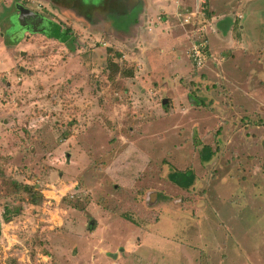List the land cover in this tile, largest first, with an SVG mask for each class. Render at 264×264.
<instances>
[{
  "label": "rangeland",
  "instance_id": "rangeland-1",
  "mask_svg": "<svg viewBox=\"0 0 264 264\" xmlns=\"http://www.w3.org/2000/svg\"><path fill=\"white\" fill-rule=\"evenodd\" d=\"M46 1L0 0V264H264V0H171L183 50L160 0Z\"/></svg>",
  "mask_w": 264,
  "mask_h": 264
},
{
  "label": "trees",
  "instance_id": "trees-1",
  "mask_svg": "<svg viewBox=\"0 0 264 264\" xmlns=\"http://www.w3.org/2000/svg\"><path fill=\"white\" fill-rule=\"evenodd\" d=\"M68 6L71 7V5ZM91 9L92 10H89V8L85 9L86 11L85 14L88 20H92V13H94L95 10L101 11L103 13V10L101 8L93 7ZM207 17L208 18L211 17L209 12L207 13ZM109 51L112 52V50ZM116 56L118 58H122V55L120 54L116 53ZM105 68L107 69L106 71L109 72L107 76L109 82L114 85H116L115 84L117 82L116 78L119 73H121L120 75L123 77H133L134 75V65L133 66L127 65V67L123 68L122 66L119 65L118 62H115L114 60L107 61V65L105 66ZM119 88L125 91L122 85L119 86L116 85V89L120 90ZM0 174H2V172H0ZM8 183L9 185L7 189L9 191V196L12 197L13 200L17 201L20 199L19 196H21L23 199L28 197L27 201L32 205L39 206L43 203L44 196L40 192V190H38L37 184L26 183V182L18 181L16 179H9ZM15 212L17 211L6 207V210L4 212V219L6 221H9L14 216ZM1 235H2V228L0 225V236Z\"/></svg>",
  "mask_w": 264,
  "mask_h": 264
},
{
  "label": "crops",
  "instance_id": "crops-1",
  "mask_svg": "<svg viewBox=\"0 0 264 264\" xmlns=\"http://www.w3.org/2000/svg\"><path fill=\"white\" fill-rule=\"evenodd\" d=\"M123 1V3L125 2V4H124V6H126V3L127 2H129V1H131V0H122ZM190 1L191 0H182V2H183V6L184 7H186V6H188L189 5V7L188 8H190ZM198 1V0H197ZM144 2V1H143ZM206 2H207V4H208V7H209V13H210V15H211V20L213 19V18H215V17H213V9L211 8V6H210V3H209V1L208 0H206ZM157 3H159V7L158 8H156L155 9V11H153L154 13H156V12H158V13H162V14H164V16H163V19H164V25H167V26H169V27H173L172 29V32L170 31V32H166V33H164V35H173L172 37H173V41H174V44H175V46H177L178 48H182L183 47V45H184V43H185V38L184 37H186L187 38V40L189 39V33L186 31V27H187V22H184L185 21V18H184V20H183V22H182V19L180 18V17H178V15H177V8H178V6L177 7H175V8H173V2L171 1V0H164L163 2H162V0H160V1H158ZM144 6H145V8H146V5H145V3H144ZM163 10V11H162ZM145 15V13L144 12H142L141 11V15L140 16H144ZM185 17L187 16V15H184ZM142 17H141V19H142ZM176 19H178L179 21H177ZM238 19H243V15L241 14V17L240 16H238ZM215 21H217L216 19H214ZM152 21H151V18H148V21H147V24H149V23H151ZM212 22H213V20H212ZM216 25H217V28L219 29V28H221L220 29V31L221 30H224L223 29V27L225 26V25H223V24H221L220 22H214ZM218 23H220V26H219V24ZM236 23H238V20H236ZM235 23V24H236ZM139 24V18H137V25ZM189 24V23H188ZM195 24V22H193V25ZM239 26L240 25V23H238V24H236L235 26ZM240 27V26H239ZM149 28V27H148ZM180 28H182L183 29V31H184V33H180L179 31H180ZM196 31V30H195ZM194 30H191L190 32L193 34L194 32H195ZM199 34V33H198ZM164 46L165 45H168V46H165V47H167V48H162L161 49V51L163 52V53H165L166 51H169L168 49H169V45H171V39L170 38H165V36H164ZM157 41H159V38L158 39H156ZM188 42H189V40H188ZM163 46V47H164ZM166 50V51H165ZM182 50H183V48H182ZM179 54V53H178ZM178 56H181V55H178ZM153 58H154V56H153ZM152 58V59H153Z\"/></svg>",
  "mask_w": 264,
  "mask_h": 264
},
{
  "label": "built area",
  "instance_id": "built-area-1",
  "mask_svg": "<svg viewBox=\"0 0 264 264\" xmlns=\"http://www.w3.org/2000/svg\"><path fill=\"white\" fill-rule=\"evenodd\" d=\"M199 1V0H198ZM188 21V19H186ZM185 20V21H186ZM207 47L208 41L204 38L199 42H194L191 47V54L193 63L197 66H202L203 63L207 60Z\"/></svg>",
  "mask_w": 264,
  "mask_h": 264
},
{
  "label": "flooded vegetation",
  "instance_id": "flooded-vegetation-1",
  "mask_svg": "<svg viewBox=\"0 0 264 264\" xmlns=\"http://www.w3.org/2000/svg\"><path fill=\"white\" fill-rule=\"evenodd\" d=\"M44 1V0H43ZM58 2H62L61 4H63V3H65V2H63L62 0H57ZM46 2H48V3H50V4H53L54 5V3L51 1V0H47ZM70 5H71V7H72V3H74L73 5H74V7H72L73 8V10H75L76 11V14H78V15H80V16H82L83 18H85V19H87V17H86V14H85V5L84 4H81V5H76L77 3H82V1L81 0H76V1H73L72 2V0H70ZM134 4L135 3H133V0H131V1H129V2H127L126 3V8L128 9V8H133L134 7ZM39 4H37L36 6H38ZM40 7H43V6H41V4L39 5ZM34 8V10H38V7H33ZM48 13V12H47ZM88 20V19H87Z\"/></svg>",
  "mask_w": 264,
  "mask_h": 264
},
{
  "label": "water",
  "instance_id": "water-1",
  "mask_svg": "<svg viewBox=\"0 0 264 264\" xmlns=\"http://www.w3.org/2000/svg\"><path fill=\"white\" fill-rule=\"evenodd\" d=\"M93 224H94V223H93V222H91V224H90V225H91V226H93Z\"/></svg>",
  "mask_w": 264,
  "mask_h": 264
}]
</instances>
